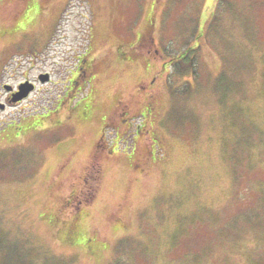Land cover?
I'll return each instance as SVG.
<instances>
[{
    "label": "rangeland",
    "instance_id": "374dc122",
    "mask_svg": "<svg viewBox=\"0 0 264 264\" xmlns=\"http://www.w3.org/2000/svg\"><path fill=\"white\" fill-rule=\"evenodd\" d=\"M1 240L24 264H264V0H0Z\"/></svg>",
    "mask_w": 264,
    "mask_h": 264
},
{
    "label": "trees",
    "instance_id": "16d2710c",
    "mask_svg": "<svg viewBox=\"0 0 264 264\" xmlns=\"http://www.w3.org/2000/svg\"><path fill=\"white\" fill-rule=\"evenodd\" d=\"M249 3L250 2H248V4ZM248 10H252V9H248ZM243 12L244 11L238 12V13L241 14ZM246 28L249 31V24H248V27H246ZM217 36H218V34L215 33L214 38L217 37ZM207 37L213 43V45L215 44V45H217L219 47L218 49H215V50L219 51L218 52V55H219V58H220V61H221L223 55L225 53H227V48H224L223 51H222V49H220V47L222 45L221 42H223V40L221 39V37H219V38L216 39V42H213V39L214 38L211 39L209 33H207ZM248 39H251V37L249 36ZM251 40H249L250 43H251ZM249 42H248V47H249V44H250ZM192 53H195V56H196L195 49H194V51H192ZM192 53L189 52L188 54H183V56L177 58V59H179V61L177 60V62H175L173 65L170 64L169 67L171 65H172V67L174 65H175V67H178V66H180V64H185V65H188L189 68H191L192 63L194 62L193 59H195V58H193V54ZM197 57H198V55H197ZM197 57H196V62H197ZM189 68L188 67L181 68L180 69V73H176V71H175L176 76H178L180 79H183V81L182 80L181 81H182V83L184 85L182 87L183 88L182 90H176L177 92H174L173 91V94L174 95H177V96H186V95H188L190 93L191 89L193 88L192 85H191V80L192 81L197 80V78L199 76V73L197 72L196 67L193 66L192 69H189ZM224 70H226L228 72H231V73L238 71V69L235 68L233 62L231 60H229V59H225L224 62L221 61V71H224ZM172 75H173V73H170V77H172ZM176 76H173V77H176ZM187 79L190 80V81H188ZM237 82L238 81H235L236 88L241 85L240 82H238V83ZM169 86H172V84L169 83ZM238 108H239V111L241 112V115L238 114V119H240L241 122H243V120L244 121L247 120L246 114L244 113V111L242 110V108L241 107H238ZM230 115H231V112H229L227 116L228 117H231ZM251 125H253V124H251ZM251 125H248V126H251ZM248 126L247 127H244L243 124H242L241 125V129L242 130H240V133L245 134V132H247V130H248ZM235 143H237V145H240L241 144V140L238 139ZM237 147L238 148H241L240 146H237ZM175 207L178 208V206H175ZM182 231H181V233H182ZM175 238H176V236H170L169 237V242L172 244L176 240ZM3 244H4V241L1 240L0 253H2L3 256H0V260L3 257V263L4 264H24L26 262H30V261L32 262V260L27 259V257L29 258V254H30L28 250H26V251L20 250V251H14V252H12L13 245H3ZM119 248L123 251L124 243H121V246ZM137 249H138L139 255H140V252L143 251L144 249H146V244L143 243L140 240V243L138 244ZM6 252H8V254ZM144 252H147V249ZM15 254L18 255L17 256V259H16V255ZM115 263L116 264H131L128 259L124 260V259H121L120 257L115 261Z\"/></svg>",
    "mask_w": 264,
    "mask_h": 264
},
{
    "label": "water",
    "instance_id": "95a60500",
    "mask_svg": "<svg viewBox=\"0 0 264 264\" xmlns=\"http://www.w3.org/2000/svg\"><path fill=\"white\" fill-rule=\"evenodd\" d=\"M39 82L41 84H45L49 81V76L47 74L41 75L38 78ZM6 91H11L7 88H5ZM34 91V86L30 82H25L22 85L19 86L18 93L13 96V102H20L23 99L27 98L29 96V93H32ZM3 109V107H1Z\"/></svg>",
    "mask_w": 264,
    "mask_h": 264
},
{
    "label": "flooded vegetation",
    "instance_id": "af4514ba",
    "mask_svg": "<svg viewBox=\"0 0 264 264\" xmlns=\"http://www.w3.org/2000/svg\"><path fill=\"white\" fill-rule=\"evenodd\" d=\"M152 42V40H151V37H150V39H144V42H145V44L144 45H146L147 47H148V50H147V53L148 52H153V53H155V54H157V52H159V51H157L156 49H153V51H152V48H150L151 47V42ZM145 46V47H146ZM161 52V51H160ZM118 59H119V61L120 60H129L130 58L128 57V58H125V57H123V56H119L118 55ZM85 61H83L82 62V64L84 63ZM122 62V61H121ZM80 66V68H81V70L83 71V70H85V67H82L81 66V64L79 65ZM91 65H90V63H88L87 64V66L86 67H90ZM80 70V69H79ZM84 72V71H83ZM24 82H31V83H33L34 84V86H35V91H36V81L35 80H32V81H29V80H24ZM17 92V89H14L12 92H10V93H6V95H5V104L8 106V107H17L20 103H16V104H13V102H12V96H13V94L14 93H16Z\"/></svg>",
    "mask_w": 264,
    "mask_h": 264
}]
</instances>
